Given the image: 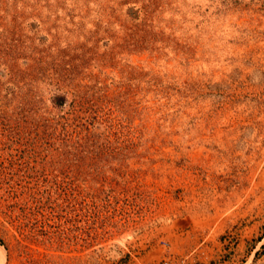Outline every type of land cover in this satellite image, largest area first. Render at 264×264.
<instances>
[{
    "label": "rangeland",
    "instance_id": "obj_1",
    "mask_svg": "<svg viewBox=\"0 0 264 264\" xmlns=\"http://www.w3.org/2000/svg\"><path fill=\"white\" fill-rule=\"evenodd\" d=\"M0 264H264V0H0Z\"/></svg>",
    "mask_w": 264,
    "mask_h": 264
},
{
    "label": "trees",
    "instance_id": "obj_2",
    "mask_svg": "<svg viewBox=\"0 0 264 264\" xmlns=\"http://www.w3.org/2000/svg\"><path fill=\"white\" fill-rule=\"evenodd\" d=\"M66 101V97H65V95H58L56 98H55V101H54V103L56 104V105H63L64 104V102Z\"/></svg>",
    "mask_w": 264,
    "mask_h": 264
}]
</instances>
